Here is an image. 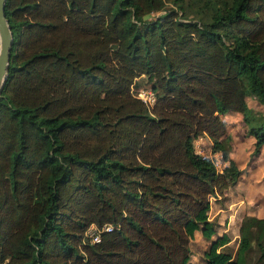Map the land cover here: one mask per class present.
<instances>
[{"label":"trees","instance_id":"obj_1","mask_svg":"<svg viewBox=\"0 0 264 264\" xmlns=\"http://www.w3.org/2000/svg\"><path fill=\"white\" fill-rule=\"evenodd\" d=\"M172 2L6 0L0 264H191L195 231L215 233L209 196L242 172L220 115L243 114L252 153L264 143L246 101L264 104V0ZM141 74L153 104L131 92ZM202 135L222 172L196 152ZM229 240L207 264H264V217L242 218L234 255Z\"/></svg>","mask_w":264,"mask_h":264},{"label":"rangeland","instance_id":"obj_2","mask_svg":"<svg viewBox=\"0 0 264 264\" xmlns=\"http://www.w3.org/2000/svg\"><path fill=\"white\" fill-rule=\"evenodd\" d=\"M166 1H167V3H166L167 8L172 7V5H173L172 0H166ZM155 14L158 15V14H160V12H157ZM151 84H152V81L150 79H148V76H146L145 74H141L134 79L133 83L131 84L130 89H131V92L137 96H140V95L147 96V92L152 91L153 94L155 95V101H156L157 100V93L151 89ZM246 101H247V105L249 106V108L257 116L256 122L258 123L259 121L260 122L264 121V104L261 103L258 99H256V97H254L252 94L246 96ZM241 115H242V119H243V114L241 113ZM220 117L222 120H224L225 124H227V121L231 120V122H235V120H236L233 112H231V115L229 112H227L225 114H221ZM240 118L241 117L239 115L237 119H240ZM226 128H227V125H226ZM231 129L227 128V131H226V134H227L226 135V142L230 145V150L233 152L234 156L238 155L239 159H240V156H241L240 151H236L233 148L234 145L236 144L235 143V141H237L236 139H239L240 147H243V149L246 150L247 157H246V159L243 160V164H242L243 167L241 168L242 172L238 176L237 182L235 184L229 186L231 188H235L236 184L239 183L237 189L233 190L231 193H226V194L225 193H223V194L215 193V194H212L209 196L210 209L208 211V217L210 220H212L214 222V226H215L216 230L210 239L203 237L200 230H198L195 233L194 237L191 239V242H190V253H191L190 254V261L192 264H201V262L203 264L204 263L203 259L205 260V258H204V254H202L203 251H201V250L203 249V247H204V250H207L210 246L211 241L213 239H215L217 236L222 235L223 233H226L228 236H230L229 237L230 240L222 247V249L226 252L231 253L232 255L235 254L237 246H238V238H239V229L237 228V224L239 223V221L233 224L232 230L230 229V231L225 232L224 230H225L226 224L224 225L223 220L221 219L222 223L218 226L217 225V220H218L217 216L218 215H216L214 218H212V217H213V215L217 214V212L220 209L221 210H220L219 214H221L222 209L225 207H228L230 202L232 203L231 205L233 207L236 204L235 208H238L237 213H239V211L242 210L243 205H244L243 192L248 188V184L251 183V180L249 179V174H250L249 168L251 166H253L254 164L264 165V149L260 147L261 149L259 150V152L257 154L252 153L254 150V147H255L256 138L253 134H250L247 131L248 126L245 124V122H243L242 127L236 125L235 130L238 133L236 135L233 134V131L231 132ZM250 146L252 147V149H249ZM209 156H212L215 161L219 162V163H217L219 168L223 169V167H225L227 165V162H225L222 159L221 152H219V151L213 152ZM257 161H259V162L257 163ZM263 172L261 174L262 176L264 175ZM251 185L252 184H250V186ZM263 186H264V183H263ZM229 187L225 191H227L229 189ZM263 194H264V190H263ZM239 207H240V209H239ZM246 215H248V214H246ZM246 215H244V216H246ZM259 215H264V212L261 211L259 213ZM199 254H202L201 256L203 259H201Z\"/></svg>","mask_w":264,"mask_h":264},{"label":"crops","instance_id":"obj_3","mask_svg":"<svg viewBox=\"0 0 264 264\" xmlns=\"http://www.w3.org/2000/svg\"><path fill=\"white\" fill-rule=\"evenodd\" d=\"M229 113L231 115V112H229ZM233 114H234V117L236 118L235 122H231V120H230V121H227L226 125H227V128H230V129L232 128L231 132L233 131V134L236 135V134H238L235 130L236 125L242 127V124L244 121L242 119V115L240 112L234 111ZM239 115L241 118L237 119ZM236 140H237V141H235L236 144L234 145L233 148L236 151H240V155H241L240 159H239L238 155L234 156L233 152L231 150H230V157L236 161L239 168H242L243 167V165H242L243 160L246 159V157H247V152L245 149H243V147H240L239 139H236ZM194 146H195L196 152H198L200 154L209 156L211 153H213L211 150L212 142H211V139L207 135H202V136L197 137L194 140ZM261 148L264 149V144L261 146ZM249 149H252V147L250 146ZM258 162L259 161H257V163ZM249 170H250L249 179L251 180V183L248 184V188L243 192L244 205H243L242 210H240L239 213H237L238 208H235L236 204L233 207L231 205L232 203L230 202L228 207H225L222 209L221 214H219V212L221 210L220 209L217 212V214L213 215V217H212V218H214L216 215H218L217 216V218H218L217 225L218 226L222 223L221 219L223 220L224 225L226 224V227L224 230L225 232L230 231V229L232 230L233 224L238 222V221H239V223L237 224V228L239 229V226H240L239 224L241 223L242 218L246 214L254 215L257 217H264V215H259V213L261 211L264 212V194H263L264 175L263 176L261 175L262 172L264 171V165L254 164L253 166H251L249 168ZM263 174H264V172H263ZM238 184L239 183L236 184L235 188L229 187V189L227 191H225V194L231 193L233 190L237 189ZM250 184H252V185L250 186ZM239 209H240V207H239ZM197 231L198 230H196L195 233ZM201 251H203L202 254H204L206 250H204V247H203V249ZM202 254H199L201 259H203L201 256ZM203 261H204L203 264H207L206 259L205 260L203 259ZM201 264H202V262H201Z\"/></svg>","mask_w":264,"mask_h":264},{"label":"water","instance_id":"obj_4","mask_svg":"<svg viewBox=\"0 0 264 264\" xmlns=\"http://www.w3.org/2000/svg\"><path fill=\"white\" fill-rule=\"evenodd\" d=\"M6 0H0V95L8 77L11 49L14 38L5 13ZM151 13L144 15V18L150 17Z\"/></svg>","mask_w":264,"mask_h":264},{"label":"built area","instance_id":"obj_5","mask_svg":"<svg viewBox=\"0 0 264 264\" xmlns=\"http://www.w3.org/2000/svg\"><path fill=\"white\" fill-rule=\"evenodd\" d=\"M139 97L142 98L145 102H147L149 104H153L155 101V95L153 94L152 91L147 92V96L140 95ZM212 159H213V162L215 164L217 171L222 172L224 167H223V169L219 168V166L217 165V163H219V162L215 161L213 157H212ZM112 228H113V226L111 224H108V223H106L100 227L97 225L91 224V226H89V228L86 231L85 239H88L91 242H99L101 240L102 232L110 231V230H112Z\"/></svg>","mask_w":264,"mask_h":264}]
</instances>
